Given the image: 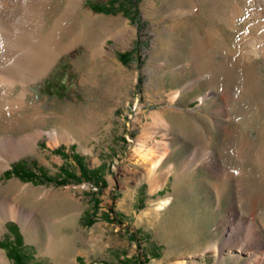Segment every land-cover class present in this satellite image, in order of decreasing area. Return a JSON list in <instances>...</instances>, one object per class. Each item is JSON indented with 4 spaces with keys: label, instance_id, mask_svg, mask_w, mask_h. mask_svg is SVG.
<instances>
[{
    "label": "rangeland",
    "instance_id": "obj_1",
    "mask_svg": "<svg viewBox=\"0 0 264 264\" xmlns=\"http://www.w3.org/2000/svg\"><path fill=\"white\" fill-rule=\"evenodd\" d=\"M83 4L97 20L78 14L76 31L90 37L31 82L21 111H2L0 96V135L44 132L35 152L0 165V196L29 212L25 223L0 217V241H16L15 223L29 264H248L264 256V53L246 55L242 38L262 35L264 0ZM61 6H48V24ZM106 20L127 24L128 40L99 27ZM23 57L1 65L12 69ZM47 130L61 137L55 146ZM144 131L168 142L150 171L132 163ZM207 152L218 165L206 163ZM19 161L40 178L17 175ZM13 263L0 243V264Z\"/></svg>",
    "mask_w": 264,
    "mask_h": 264
},
{
    "label": "bare ground",
    "instance_id": "obj_2",
    "mask_svg": "<svg viewBox=\"0 0 264 264\" xmlns=\"http://www.w3.org/2000/svg\"><path fill=\"white\" fill-rule=\"evenodd\" d=\"M83 1L84 0H47L46 3L42 5L40 0H0V39L9 46L8 52L6 53H2L4 50L2 51V49H0V56L5 57H1V60L3 61L6 58H11L17 52H24L23 59L12 69L3 68L0 60V96L3 97L1 101L2 111L5 113L21 111V109L27 105V94L30 92L31 82L40 79L41 75L46 74L57 62L63 51L74 50L78 43L90 37L89 33L85 34L76 31V18L78 14L82 13L84 15V20L89 23H94L97 18V15L94 14L92 9L84 8ZM153 4L151 3V6H153ZM49 5H53L54 7L51 13L60 6L62 9L61 14L53 20L52 24H48L45 17L48 8H50L48 7ZM231 16H233V14ZM120 22L116 24L114 21L106 20L98 23H100L99 27L103 30H110L111 27L116 28L117 32H113H115L117 40H119V43H124L131 35V30L127 24L120 27ZM259 25L263 27L262 35L248 36L244 34L242 37L244 43L247 45V49L245 50L246 55L251 53H264V24L259 23ZM46 26L47 28L45 29ZM62 33H64V35L67 34V40L65 42L62 40ZM1 47L3 48V46ZM16 86H20L19 92L13 97H6ZM175 94L178 95L179 91L177 90ZM199 99L203 102L205 96L201 95ZM43 133V130H36L19 136L1 134L0 165L2 167H7L14 158L28 151L35 152L38 140ZM47 134L51 139V145L55 146L58 144L61 137L55 130H49ZM154 138L153 132L145 131L137 137L136 145L132 151L134 155L132 163H134V165L142 164L144 166L143 168L150 171L160 164L161 154L156 148L160 145H166L168 142L164 139ZM206 163L209 165H218L211 152L206 153ZM124 168L128 171L129 169L131 170L132 167H130V165H125ZM170 201L171 197L169 196L160 199L156 209L164 207V205ZM4 215L17 217L22 223H25L29 217V212L20 204L11 203L8 199L0 196V217ZM1 223L2 220H0V227L2 225ZM250 224L253 226L249 231L251 234L250 236L254 239L256 244H259L262 242V235H260L256 225L252 221H250ZM233 230L230 232V235L236 233L234 232L235 230ZM234 238L235 242L237 241L236 245H238L240 249H247L241 236H234ZM222 246L221 244L217 249L220 250ZM248 264H264V256L255 257L254 260L248 261Z\"/></svg>",
    "mask_w": 264,
    "mask_h": 264
},
{
    "label": "trees",
    "instance_id": "obj_3",
    "mask_svg": "<svg viewBox=\"0 0 264 264\" xmlns=\"http://www.w3.org/2000/svg\"><path fill=\"white\" fill-rule=\"evenodd\" d=\"M101 7H102V9H104L106 11H111L110 5L107 3H105ZM81 168L84 169L82 164H81ZM12 170L17 175H19L21 177L23 176V177L28 178L30 180H32V179L35 180V179L40 178L37 176V174L33 170L27 169V167H25V165L23 163H21V161L17 162L15 165H13ZM12 228L15 229V231H12V232H14V234L16 236V241L12 243L11 241L1 240L0 243H2L3 246L7 249L9 256L14 259L13 264H29V262L26 259V254L25 253L23 254L18 249V246H17L19 244V242H21L22 234L17 229V225L15 223L12 224Z\"/></svg>",
    "mask_w": 264,
    "mask_h": 264
}]
</instances>
